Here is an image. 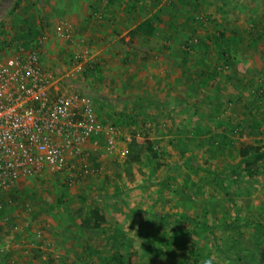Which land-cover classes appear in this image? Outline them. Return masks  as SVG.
I'll list each match as a JSON object with an SVG mask.
<instances>
[{"label": "rangeland", "instance_id": "rangeland-1", "mask_svg": "<svg viewBox=\"0 0 264 264\" xmlns=\"http://www.w3.org/2000/svg\"><path fill=\"white\" fill-rule=\"evenodd\" d=\"M126 2L0 0V56L23 33L45 36L44 64L97 127L65 171L6 194L0 264H260L264 0ZM147 17L161 20L155 34L132 40ZM224 31L251 41L205 78L199 52Z\"/></svg>", "mask_w": 264, "mask_h": 264}, {"label": "built area", "instance_id": "built-area-1", "mask_svg": "<svg viewBox=\"0 0 264 264\" xmlns=\"http://www.w3.org/2000/svg\"><path fill=\"white\" fill-rule=\"evenodd\" d=\"M45 41L32 37L0 56V223L11 212L7 193L17 195L30 178L65 171L97 131L89 103L61 91L44 64Z\"/></svg>", "mask_w": 264, "mask_h": 264}, {"label": "trees", "instance_id": "trees-1", "mask_svg": "<svg viewBox=\"0 0 264 264\" xmlns=\"http://www.w3.org/2000/svg\"><path fill=\"white\" fill-rule=\"evenodd\" d=\"M132 1H133L132 3L126 2V12L130 11V9H133L134 5H136V3H138L141 0H132ZM144 1L146 3H149L153 7L155 6V3L157 2V0L156 1L144 0ZM135 9H134V11H135ZM157 21L161 23L160 19H155L153 17H147V18L143 19L141 22L137 23V25L128 32V34L130 35L132 40L135 37L153 36L156 32V29H157ZM166 27L167 28L165 31L164 38L166 40H172L174 38L175 28L172 25H169ZM22 35L23 36H20V37H24V38H22L20 40H23V39L27 40L29 38L39 36V35L34 34L32 32H26V33H23ZM250 35L251 34H249L246 37H243L240 34L232 36L229 33L224 31V32H220L218 35H215V36H208L207 37V44H206V42L204 43V45L206 46L205 49L202 50L201 52H199L201 55V61H199V62L203 63V65H204L202 68H199V70L202 69L200 74H202L205 78L214 79V77L217 74L222 75L223 73H227L226 71L222 70V66L224 65V63H227L228 61L229 62L232 61L233 65L235 64V57H236L237 51L239 49L238 48L239 44L241 42H245L248 40L251 41ZM194 46L196 47L195 49H197L198 46L197 45H194ZM233 46L236 47V49L234 48V51L232 50ZM192 47L193 46L191 45L190 48H192ZM187 52H189V51H187ZM228 55H230V58L232 60L228 59ZM240 100H241L240 96L235 95V94L232 97L228 98V102H230V103H238ZM250 151H251L250 146L248 149L242 148L238 157L240 159L246 158L249 156ZM259 257H260V264H264V248L261 252V256L259 255Z\"/></svg>", "mask_w": 264, "mask_h": 264}, {"label": "clouds", "instance_id": "clouds-1", "mask_svg": "<svg viewBox=\"0 0 264 264\" xmlns=\"http://www.w3.org/2000/svg\"><path fill=\"white\" fill-rule=\"evenodd\" d=\"M200 264H219V260L214 253H208L200 260ZM225 264H228V262L225 261Z\"/></svg>", "mask_w": 264, "mask_h": 264}]
</instances>
